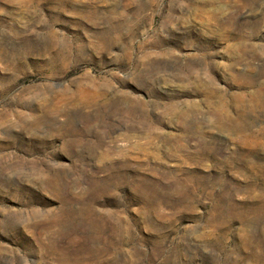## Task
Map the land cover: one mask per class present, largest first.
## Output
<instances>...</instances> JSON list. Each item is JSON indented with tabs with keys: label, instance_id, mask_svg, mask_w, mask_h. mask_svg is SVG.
Returning <instances> with one entry per match:
<instances>
[{
	"label": "rangeland",
	"instance_id": "374dc122",
	"mask_svg": "<svg viewBox=\"0 0 264 264\" xmlns=\"http://www.w3.org/2000/svg\"><path fill=\"white\" fill-rule=\"evenodd\" d=\"M0 264H264V0H0Z\"/></svg>",
	"mask_w": 264,
	"mask_h": 264
}]
</instances>
